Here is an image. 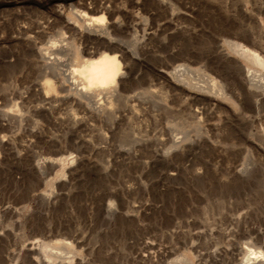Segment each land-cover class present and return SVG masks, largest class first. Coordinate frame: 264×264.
Segmentation results:
<instances>
[{
    "label": "rangeland",
    "instance_id": "obj_1",
    "mask_svg": "<svg viewBox=\"0 0 264 264\" xmlns=\"http://www.w3.org/2000/svg\"><path fill=\"white\" fill-rule=\"evenodd\" d=\"M24 1L0 0V264H245L250 252L264 253V110L248 111L241 86L243 109L211 100L194 103L196 113L186 88L167 80L173 68L206 71L239 97L244 70L224 55L225 41L246 39L264 57V0ZM79 14L87 18L76 23ZM100 14L115 42L80 27ZM41 48L68 62L58 66L67 74L74 51L122 50L134 79L124 95L150 89L162 107L140 96L114 101L121 118L111 122L52 101ZM251 68L264 87V70ZM72 114L80 123L70 126Z\"/></svg>",
    "mask_w": 264,
    "mask_h": 264
},
{
    "label": "bare ground",
    "instance_id": "obj_2",
    "mask_svg": "<svg viewBox=\"0 0 264 264\" xmlns=\"http://www.w3.org/2000/svg\"><path fill=\"white\" fill-rule=\"evenodd\" d=\"M19 2L21 1V0H18ZM25 1H27V0H25ZM24 1V2H25ZM84 1H87V0H84ZM91 1V0H90ZM94 1V0H93ZM99 2H100V0H98ZM103 1V0H102ZM113 1V0H112ZM124 1V0H123ZM127 1H130V0H127ZM134 1V0H133ZM142 1V0H141ZM140 1V2H141ZM147 1V0H146ZM176 1V0H175ZM23 2V1H22ZM21 2V3H22ZM39 2V1H38ZM37 2V3H38ZM43 2H44V0H43ZM76 2V1H75ZM77 2H79V1H77ZM81 2H82V0H81ZM99 2H98V4H99ZM105 2V1H104ZM135 2V1H134ZM150 2V1H149ZM149 2H147L146 4H148ZM155 2L157 3V1L155 0ZM162 2V1H161ZM164 2H167V0L165 1H163V3ZM168 2H170L169 0H168ZM174 2V1H173ZM34 3V2H33ZM36 3V2H35ZM34 3V4H35ZM83 3H85V2H83ZM96 3V2H95ZM101 3V2H100ZM106 3V2H105ZM105 3H103L102 5H104ZM126 3V2H125ZM131 3H133L132 1L130 2V5H131ZM136 3H138V1H136ZM135 3V4H136ZM142 3H144V2H142ZM151 3H154V2H152L151 1ZM159 3V2H158ZM73 4H74V2H73ZM72 4V5H73ZM90 4H93L92 3V1H91V3ZM109 4H110V2H109ZM134 4V3H133ZM140 4V3H139ZM150 4V3H149ZM155 4V3H154ZM161 4V3H160ZM165 4V3H164ZM84 5V4H83ZM97 5V4H96ZM113 5V4H112ZM116 5V4H115ZM118 5H119V3H118ZM125 5V4H124ZM129 5V4H128ZM138 5V4H137ZM152 5V4H151ZM156 5V4H155ZM169 6L171 5V4H168ZM117 6V5H116ZM133 6V5H132ZM141 6V5H140ZM173 7V6H172ZM97 8H99V5H98V7ZM102 8V7H101ZM103 9V8H102ZM102 9H99V11H101ZM81 11V10H80ZM97 11H98V9H97ZM97 11H95V12H97ZM74 12V11H73ZM77 12V10L75 11V13ZM82 12V11H81ZM102 12V11H101ZM74 13V14H75ZM82 13H84V12H82ZM103 14V13H102ZM102 14H100L99 16H97V17H93V18H89L88 19V21L89 22H87V23H83V25H80V27H84L85 28V30H87V32H92V33H94L93 32V30L94 31H99L100 33H104L106 36H107V39H108V41H110V42H112V41H114L115 39H113V38H110V36H109V32L111 31L110 29H107L108 28V25L107 24H104L105 22H104V14L102 15ZM71 15V14H70ZM76 15V14H75ZM89 16V15H88ZM110 16H111V14H110ZM83 17H86V16H83L82 14L80 15H77L76 16V19H75V22L76 23H79L78 22V20H83ZM109 17V16H108ZM112 17V16H111ZM87 18V17H86ZM85 19V18H84ZM66 20H68V21H70L69 19H66ZM73 21V20H72ZM86 22V21H85ZM104 22V23H103ZM107 22V21H106ZM109 22V21H108ZM74 23V22H73ZM74 26H77L76 24L74 25ZM110 26H111V23H110ZM109 26V27H110ZM79 27V26H78ZM77 27V28H78ZM113 28V27H112ZM73 29V28H72ZM75 30H76V28H74ZM79 29V28H78ZM77 29V30H78ZM83 30V29H82ZM107 30H110L109 32L107 31ZM74 32H76V31H74ZM112 32V31H111ZM80 33H81V31H80ZM85 33V32H84ZM113 33V32H112ZM111 33V34H112ZM74 34V33H73ZM75 34H77V33H75ZM114 34V33H113ZM81 35V34H80ZM82 35H83V33H82ZM95 35V34H94ZM240 35V34H239ZM101 37L100 38H102L103 36L102 35H100ZM114 36V35H113ZM98 37V36H97ZM116 37V36H115ZM133 37V36H132ZM88 37H86V39H87ZM89 38H91V37H89ZM104 38V37H103ZM117 38V37H116ZM134 38V37H133ZM238 38H240L241 39V37H238ZM248 38V37H247ZM118 39H120V38H118ZM249 39V38H248ZM251 40V39H250ZM107 41V42H108ZM117 41H119V40H117ZM121 41V40H120ZM252 41V40H251ZM107 42H106V40H105V44H107ZM109 42V43H110ZM115 42V41H114ZM113 42V43H114ZM131 42H132V39H131ZM130 42V43H131ZM245 44H243V43H240V42H237V41H225V44L228 46V48H229V50L231 51V53H225L224 55L226 56V57H229V55L230 54H233V55H235L237 58H240V59H242L243 60V62H245V66H242L241 64H240V62L237 60V58H234V62L236 63V65L238 66L237 68L239 69V70H244V76H245V85L244 84H240L239 85V88H240V94H239V97L238 96H236L232 91H231V88L229 89V87H227L226 86V84L225 83H223L221 80H218V79H216L214 76H211V75H209V74H207V73H205L204 71L203 72H200L201 70H199V72L200 73H197L198 71H196V73L197 74H189L188 72V70H186L185 71V69H179V68H173L170 72H169V78L167 79L168 80V82L170 81L171 83H172V89L175 91V90H179V88L180 87H178V86H183V87H185L186 88V93L184 94V97H183V99L185 100V102L187 103V104H191L192 105V108L188 105V107L190 108V109H193V111L194 112H196V113H198L199 111H198V109L199 108H194V103H202L203 105H209V104H211V100H214V101H221V100H223V101H229L232 105H233V107H235V108H238V109H243L244 108V103H243V101H244V99H243V101L241 100V86L242 87H244L245 89H246V91H247V93L248 94H250V96H251V105H250V103H248V111H250V112H252V113H258V112H260V111H262V110H264V91H263V93H260L258 90H261L262 88H264L261 84H260V81H261V79H262V77H260V75L258 74V72L256 71V69L255 70H253L252 68H251V66H257V67H260V69H262V70H264V57L263 56H261L260 55V53L257 51V49L258 50H261L260 49V47H257V46H254L251 42H249V41H247L246 39H245ZM252 42H254V43H256L255 41H252ZM71 43V42H70ZM102 43H104V42H102ZM129 43V46H132V44H134L135 42H133V43H131L130 44ZM64 44H65V42H64ZM116 44V43H115ZM120 44V43H119ZM128 44V43H127ZM126 44V45H127ZM137 44V43H136ZM247 44H249V45H251V46H253V47H250V46H248ZM110 45V44H109ZM113 45V44H112ZM125 45V46H126ZM62 46V45H61ZM65 46V45H64ZM74 46V45H73ZM75 46H79V45H75ZM114 46V45H113ZM123 46V45H122ZM63 47V46H62ZM61 47V50L64 52V50H70V48H68V46H65V48H67V49H64L63 50V48ZM107 47H109V46H107ZM114 47H117V45L116 46H114ZM128 47V46H127ZM139 47V46H138ZM78 48V47H77ZM122 48V47H121ZM124 48V47H123ZM123 48H122V50H123ZM137 48V47H136ZM43 48H41V50L40 49H37V55H38V57L42 60V68L44 69L43 71L45 72H42L41 71V69H40V71L42 72V74L44 73L45 75H47V76H49V77H51L52 78V80H50L48 77H46V76H42L43 78H46V81H45V84H44V81H43V84H44V89H45V92H43L42 90V92L43 93H45V96H47V97H49V95H51V99H53L52 101H54L55 100V102H56V100L57 101H64V102H67L68 104H71L72 105V107L73 106H75L76 108H86L87 110H89L90 112H91V114L93 113V115L97 118V117H105V119L106 118H109V119H111L110 121L112 122V121H116V117L118 116H116V114H115V110H117L116 108H114V106L116 107V104L115 105H113L114 104V101L117 103V101H118V103L120 102V101H123L124 99H126V101H127V99L129 100V97L131 98V97H137V96H140V95H138L137 93H133V91H132V94L131 95H124V92L126 91V93L125 94H130V93H128L127 91L129 90H127V88H129L130 87V91L132 90V85L130 84V82L133 80L134 81V79H132V80H130V79H128L127 80V78H129L128 76H129V68L127 67V65H129L128 63H126L125 64V62H122V60H123V54H121V52H122V50H121V52H115L114 50L112 51V50H110L111 52H109V53H105V52H102V53H100V54H98L97 56H94V57H92V54L90 55V56H88L87 58H84L83 57V55L81 54V53H79V51H81L80 49L79 50H77L76 52L74 51V54H73V60L75 61V64H74V67L71 69V70H69L68 72V74H67V72L66 71H63V70H65V69H63V70H61V71H59L60 69H59V63H58V59L56 60L54 57H56L57 56V54L55 53H52L54 56H52V57H49L50 55L48 54V56L46 55V53H50V52H46V51H43L42 50ZM75 49H76V47H75ZM85 49H86V47H85ZM112 49H114V48H112ZM117 49V48H116ZM120 49V48H119ZM135 49V48H134ZM133 49V50H134ZM69 50H68V52H66V53H68L69 55H70V52H69ZM107 51L106 49H103V51ZM126 51H127V49H125ZM129 50H130V48H129ZM132 50V49H131ZM132 50V51H133ZM137 50V49H136ZM43 51V52H42ZM59 51V50H58ZM72 51H73V49H72ZM85 50H83V52H84ZM88 52H89V50H87ZM87 51H86V53H87ZM99 51V50H98ZM97 51V52H98ZM117 51V50H116ZM135 51V50H134ZM45 52V53H44ZM61 52V51H60ZM59 52V53H60ZM108 52V51H107ZM125 52V51H124ZM136 52V51H135ZM62 53V52H61ZM65 53V54H66ZM95 53V52H94ZM93 53V55H95ZM132 53V52H131ZM130 53V54H131ZM51 54V53H50ZM64 54V55H65ZM88 54V53H87ZM87 54H85V56L87 55ZM89 54H90V52H89ZM129 54V53H128ZM56 55V56H55ZM64 55H62L63 56V58H64ZM125 55V54H124ZM133 55H134V53H133ZM61 56V57H62ZM129 56V55H128ZM135 56V55H134ZM35 57V56H34ZM67 57V55L65 56V58ZM127 57V56H126ZM38 58V59H39ZM57 58V57H56ZM67 58H69V57H67ZM84 58V59H83ZM130 58V60H131V57H129ZM128 58V59H129ZM126 59V58H125ZM35 60V59H34ZM33 60V61H34ZM127 60V59H126ZM135 60V59H134ZM60 61V60H59ZM64 61V60H63ZM62 61V62H63ZM65 61H66V59H65ZM68 61H69V59H68ZM132 61V60H131ZM129 62V63H131V65L130 66H132L133 64H132V62ZM61 62V61H60ZM67 62V61H66ZM72 62V61H71ZM70 62V63H71ZM128 62V61H127ZM68 63V62H67ZM67 63H65L63 66L65 67L66 65H67ZM62 65H60V66H62ZM134 65H136V64H134ZM133 65V66H134ZM35 66H38V64H37V61H36V64H35ZM63 66H62V68H63ZM67 66H69V65H67ZM66 66V67H67ZM39 68V67H38ZM61 68V69H62ZM69 68V67H68ZM130 69L132 70L133 68H131L130 67ZM67 70V69H66ZM133 72V71H132ZM65 73V74H64ZM194 73V72H193ZM48 78V79H47ZM131 78V77H130ZM264 79V78H263ZM132 81V82H133ZM136 81V80H135ZM136 83V82H135ZM135 83L133 84V89H134V86H135ZM170 83V84H171ZM137 85V84H136ZM41 86V85H40ZM43 86V85H42ZM137 87H139V86H137ZM136 87V88H137ZM41 88V87H40ZM140 91V90H139ZM142 91V90H141ZM193 91L195 92V93H193ZM258 91V92H257ZM153 92V90H150V89H145L142 93L140 92V94L141 95H143V97L142 96H140V97H142L141 99H148L151 103H153L154 105L155 104H157L158 103V101H154L150 96H149V94H151ZM43 93H42V95H43ZM191 95H193L194 97H192ZM40 96H41V93H40ZM173 96H178V97H180L179 95H173ZM46 97V99H48L49 100V98H47ZM138 98V97H137ZM193 98V99H192ZM44 99H45V97H44ZM51 99H50V101H51ZM157 99V98H156ZM48 100H46V103L48 102ZM134 100V99H133ZM45 101V100H44ZM49 101V102H50ZM125 101V100H124ZM132 101V100H131ZM47 103V105L48 106H50L49 104L51 103ZM64 102H61V104L62 103H64ZM157 102V103H156ZM161 102V101H160ZM54 103V102H53ZM44 104V103H43ZM57 104H59V102H57ZM65 104V103H64ZM63 104V105H64ZM68 104H66V108H68ZM160 104V103H159ZM159 104H157V106H158V108L159 107H162V105L161 106H159ZM51 105H52V103H51ZM54 105V104H53ZM68 105V106H67ZM133 105V104H132ZM44 106L46 107V105L44 104ZM44 106L43 107H41V108H44ZM52 107H54V106H51L50 108H52ZM46 108H48V107H46ZM55 108V107H54ZM74 108V107H73ZM246 108V109H247ZM72 109V108H71ZM86 109H84L85 111H87ZM135 108H134V105H133V108H132V110H134ZM47 110V109H46ZM52 110V109H51ZM76 111H77V109H75ZM75 110H73V112L72 113H75L76 114V111ZM48 111V110H47ZM75 111V112H74ZM78 111H80V110H78ZM135 111V110H134ZM134 111H133V113H134ZM117 112H120V111H118L117 110ZM49 113H50V115H51V113H52V111H50L49 110ZM84 113V112H83ZM86 113V112H85ZM55 114V113H54ZM53 114V115H54ZM75 114L72 116L71 115V119H69V121H66L67 123H69L70 124V126L71 125H75L76 123H80V121H78L77 120V118L75 117ZM86 114H88V113H86ZM119 114V113H118ZM8 115V114H7ZM48 115V114H47ZM50 115H48V116H50ZM52 115V116H53ZM56 115L57 114H55L54 116L56 117ZM59 115H61V114H58V116ZM79 115V114H78ZM83 115V114H82ZM120 115H122V119L124 120V118L123 117H125V116H123V114H121L120 113ZM126 115V114H125ZM51 116V118H53ZM66 116V118H67V114L65 115ZM68 116H70V114L68 115ZM76 116H77V114H76ZM11 117H13V116H11ZM63 117V116H62ZM78 117V116H77ZM91 116H89V118H90ZM50 118V117H49ZM48 118V119H49ZM58 118H61V117H58ZM69 118V117H68ZM87 118H88V116H87ZM86 118V119H87ZM120 118L121 117H119V119H118V117H117V119L118 120H120ZM236 118H237V120H238V125L239 126H241V117H240V115H236ZM55 119V118H54ZM62 119V118H61ZM63 119H64V117H63ZM62 119V120H63ZM82 120H86L85 119V115H84V118L82 117L81 118ZM101 119V121H103L102 120V118H100ZM121 119V120H122ZM49 120H53V119H49ZM55 120H57V118L55 119ZM55 120L53 121V122H55ZM62 120H60L59 119V121H61L62 122ZM65 120H68V119H65ZM79 120H80V118H79ZM89 120H91V119H89ZM97 121V120H96ZM100 121V120H99ZM110 121H108V123L110 124L109 126L108 125H106V126H108V128L111 126V123H110ZM118 122V121H117ZM60 123V122H59ZM82 123V122H81ZM85 123H88V122H85ZM85 123H84V125H85ZM102 123V122H101ZM103 123H105V121H103ZM107 123V121H106V123L105 124H108ZM121 123V122H120ZM54 124V123H53ZM63 125H65V123H64V121H63V123H62ZM68 124V125H69ZM117 124V123H116ZM116 124H115V126H116ZM57 125H58V122H57ZM60 125H61V123H60ZM90 125V124H89ZM65 126H67V125H65ZM91 126V125H90ZM113 126V125H112ZM117 126H119V125H117ZM116 126V127H117ZM255 126V125H254ZM60 127H64V126H60ZM59 127V125H58V128H60ZM85 127V126H84ZM252 127H253V125L251 126V128H249V132H250V129H252ZM256 128H257V125L255 126ZM258 127H259V125H258ZM67 128V127H66ZM87 128H89L88 126H87ZM112 127H110V129H111ZM254 128V127H253ZM256 128H254V129H256ZM260 128V127H259ZM258 128V129H259ZM264 128V127H263ZM68 129V128H67ZM70 129V128H69ZM72 129V128H71ZM258 129H256L257 131H259ZM66 129H65V127H64V129H63V131H65ZM112 130V129H111ZM110 130V131H111ZM264 130V129H263ZM114 131H115V129H114ZM113 131V132H114ZM254 131V130H253ZM257 131L255 132L254 131V133L252 132V134H255V133H257ZM262 131V130H261ZM109 132V131H108ZM241 132V131H240ZM249 132H247V134H249ZM260 132V131H259ZM258 132V133H259ZM65 133V132H64ZM100 133H104V132H101L100 131ZM112 133V132H111ZM107 134H109V136H112L111 134H110V132L109 133H107ZM172 134H174L175 135V132L174 133H172ZM244 134V133H243ZM263 134V133H262ZM113 135H114V133H113ZM240 135H241V133H240ZM246 134H244L243 136H245ZM249 135H251V134H249ZM256 135H258V134H256ZM256 135H253V137L255 136L256 137ZM108 136V135H107ZM106 136V137H107ZM132 136V135H131ZM259 136V135H258ZM99 137H100V135H99ZM103 137H104V135H103ZM102 136L100 137V138H103ZM133 137H135L134 135H133ZM176 137H178V136H176ZM176 137L174 136L173 138H175L173 141H172V145H176L178 142H179V140L177 141V139H176ZM189 137V136H188ZM254 137V138H255ZM99 138V139H100ZM239 138V137H238ZM105 138H103V140H104ZM126 139V138H125ZM127 139H129V138H127ZM126 139V141H129L130 140V142L133 140V139H136V137L135 138H133V139H129V140H127ZM142 139V138H141ZM172 139V138H171ZM102 140V142H103V144H105L106 142H105V140L103 141ZM106 140H107V138H106ZM159 140V139H158ZM157 140V141H158ZM87 141H88V143H90L91 144V141L89 142V140L87 139ZM138 142H139V140H137ZM81 142H85V140L84 141H82L81 140ZM101 142V143H102ZM105 142V143H104ZM145 142V141H144ZM143 142V143H144ZM147 143L149 142V140H147L146 141ZM145 142V143H146ZM155 142H156V140H155ZM155 142H153V144L155 143ZM158 142H160V140L158 141ZM127 143V142H126ZM140 143V142H139ZM138 143V144H139ZM141 143H142V140H141ZM151 143V142H150ZM170 143V142H169ZM131 144H133V143H131ZM152 144V145H153ZM134 145V144H133ZM144 145V144H143ZM157 145V144H156ZM155 145V146H156ZM171 145V146H172ZM179 145V144H178ZM142 146V145H141ZM104 147V146H103ZM151 147H153V146H151ZM169 147V146H168ZM176 147V146H175ZM180 147V146H179ZM178 147V148H179ZM182 147V146H181ZM154 148V147H153ZM173 147H171V149H172ZM134 149V148H133ZM174 149V148H173ZM156 150V149H155ZM155 150L154 149H152L151 148V151H150V153H154L155 152ZM143 151V150H142ZM154 151V152H153ZM147 152H148V149H147ZM157 152H158V150H157ZM145 153V152H144ZM149 153V152H148ZM150 153H149V155H150ZM147 154V153H146ZM151 154V155H152ZM158 154V153H157ZM156 154V152H155V154H154V156H156L157 155ZM152 157V156H151ZM140 158V157H139ZM147 158H150V157H147ZM157 158V157H156ZM155 158V159H156ZM64 159V158H63ZM62 159V160H63ZM69 159V158H68ZM74 159V158H73ZM72 159V160H73ZM154 159V158H153ZM150 160H152V159H150ZM157 160V159H156ZM60 161V160H59ZM64 161V160H63ZM62 161V162H63ZM73 161H75V160H73ZM140 162H141V160H139ZM154 161V160H153ZM158 161V160H157ZM66 162V161H65ZM150 162V161H149ZM141 163H143V162H141ZM146 163H147V161H146ZM257 252V251H256ZM249 254H254L253 256L254 257H247L246 258V260H245V264H258L259 262H264V260H263V258H264V253H261V252H259V254H258V252H257V254H255V252L254 253H252V252H250ZM258 255V256H257ZM48 256V255H47ZM48 258V257H47ZM49 260V259H48ZM48 260H46V261H48ZM50 262V261H49ZM48 262V263H49ZM47 263V262H46ZM259 264H262V263H259Z\"/></svg>",
    "mask_w": 264,
    "mask_h": 264
}]
</instances>
